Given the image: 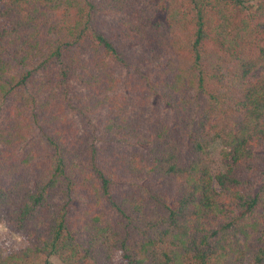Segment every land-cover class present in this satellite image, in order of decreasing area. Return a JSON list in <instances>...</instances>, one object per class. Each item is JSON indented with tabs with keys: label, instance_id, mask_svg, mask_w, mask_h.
<instances>
[{
	"label": "trees",
	"instance_id": "16d2710c",
	"mask_svg": "<svg viewBox=\"0 0 264 264\" xmlns=\"http://www.w3.org/2000/svg\"><path fill=\"white\" fill-rule=\"evenodd\" d=\"M1 224L0 264H264V0H0Z\"/></svg>",
	"mask_w": 264,
	"mask_h": 264
},
{
	"label": "rangeland",
	"instance_id": "374dc122",
	"mask_svg": "<svg viewBox=\"0 0 264 264\" xmlns=\"http://www.w3.org/2000/svg\"><path fill=\"white\" fill-rule=\"evenodd\" d=\"M222 149V145L220 143L216 144L215 147L212 149L213 154L215 156V165L217 170L219 169L220 165V152ZM0 245L5 249V250H10V249H20L24 248L27 245L26 240L20 236L17 233H12L7 230L5 225L1 224L0 225ZM55 264H61L57 259H54Z\"/></svg>",
	"mask_w": 264,
	"mask_h": 264
}]
</instances>
